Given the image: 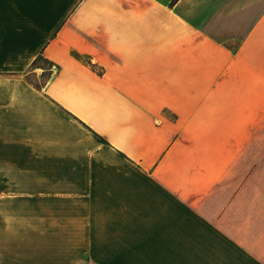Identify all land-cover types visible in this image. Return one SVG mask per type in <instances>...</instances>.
I'll list each match as a JSON object with an SVG mask.
<instances>
[{
	"label": "crops",
	"instance_id": "obj_1",
	"mask_svg": "<svg viewBox=\"0 0 264 264\" xmlns=\"http://www.w3.org/2000/svg\"><path fill=\"white\" fill-rule=\"evenodd\" d=\"M0 264H264V0H0Z\"/></svg>",
	"mask_w": 264,
	"mask_h": 264
},
{
	"label": "rangeland",
	"instance_id": "obj_2",
	"mask_svg": "<svg viewBox=\"0 0 264 264\" xmlns=\"http://www.w3.org/2000/svg\"><path fill=\"white\" fill-rule=\"evenodd\" d=\"M49 63L46 62L45 60H38L36 64L34 65V68H32L30 74L28 75V78L32 83L35 85L38 84H43L46 79L48 78V67Z\"/></svg>",
	"mask_w": 264,
	"mask_h": 264
},
{
	"label": "trees",
	"instance_id": "obj_3",
	"mask_svg": "<svg viewBox=\"0 0 264 264\" xmlns=\"http://www.w3.org/2000/svg\"><path fill=\"white\" fill-rule=\"evenodd\" d=\"M40 59H42V60H45L46 62H48V60H46L45 58H43L41 55H39L38 57H36V59L34 60V62H33V65H35L36 64V62L38 61V60H40ZM49 63V62H48ZM50 64V63H49ZM36 85H38V84H36ZM39 86V85H38Z\"/></svg>",
	"mask_w": 264,
	"mask_h": 264
}]
</instances>
